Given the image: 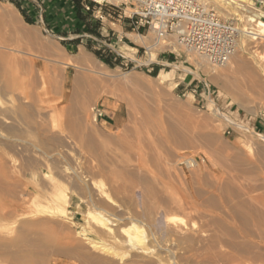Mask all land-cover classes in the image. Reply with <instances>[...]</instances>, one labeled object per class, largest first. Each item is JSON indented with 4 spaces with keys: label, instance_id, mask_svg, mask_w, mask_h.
Returning a JSON list of instances; mask_svg holds the SVG:
<instances>
[{
    "label": "rangeland",
    "instance_id": "1",
    "mask_svg": "<svg viewBox=\"0 0 264 264\" xmlns=\"http://www.w3.org/2000/svg\"><path fill=\"white\" fill-rule=\"evenodd\" d=\"M207 2L222 17L238 20L241 29L250 28L248 25L250 23L247 21L249 15L256 14L255 11L264 12V8L261 9L253 0H250L252 5L248 6L250 9L247 7V11L244 12L225 5L221 0H207ZM19 3L23 8H26L25 2ZM90 5L93 6L92 3ZM4 10H13L21 15L15 5L8 1H0V12ZM38 10L39 15H43V20L31 16L32 24L27 23L22 15L18 16V22L0 15V62L2 63V60L3 63L5 62L4 65L0 63L2 66L0 69V96H3L5 102L12 101L16 106L22 103L27 106L26 111L31 116L34 115V118L36 117L35 119L31 117L28 120L31 124L27 122L30 126H26V129L29 127L27 131L31 132L28 133V138L31 140L34 137L35 126L37 127L41 122L45 121L56 128L57 126L62 127V124L65 127V122L70 119L81 120L79 121L82 124V139H86H83L86 142H83L82 139L79 140L83 143L78 142L79 140L73 142L70 158L79 155L76 156L79 161L76 158L72 160H76L75 163L81 161V164H78L82 170L87 165L83 170V176L89 177L90 175L87 174L89 173L95 178L91 180L96 185H94L95 189L90 186L92 193L107 195L106 197H109L110 201L115 204L111 205L113 209L110 206L112 211L107 208V205L101 203L99 198H95L94 203L97 208L105 210L104 213L106 212L108 217L113 218V221L117 220L116 226L112 227L116 239H111L104 229L89 227L81 213L88 211L90 206L77 196L71 181L61 172L59 173V170L44 167L45 165L40 162L27 163L25 155H17V152L9 146L13 134L6 129V126L0 124V264H26L24 259H32L41 262V264H94V260H97L95 262L97 264L100 262L101 264H166L167 262V264H264L259 257L262 250H260L259 239L249 233L250 231L243 221L240 223L241 218H235L239 217L235 212L237 205L238 207L247 203L255 205L256 202L252 201L250 197L256 193L257 196L260 195V197L256 196L257 199L260 198L259 201L262 202V206L260 204H256V206H261V208L257 207L263 209L264 213V161L259 163L251 160L250 150L246 145L250 140L256 139L254 135L264 136V89H262L264 72L261 71L258 77L259 83L253 82L248 75L240 72H234L225 76L221 81L215 82L212 75L197 69L188 61V52L185 50L179 51L178 57L169 52H152L145 55L144 50L140 47L149 46L150 39H142L137 35L129 36L136 42V46L127 45L126 41L116 44L117 40L113 34L114 32L122 34L124 30H128L125 22L117 23L110 18L96 19L92 13L84 12L86 22H82L76 14L74 17L71 12L66 15L69 21L63 27L59 26L57 21L54 23L47 21L48 12L40 13V8ZM262 20L264 21V18ZM87 26L96 30V33L89 32ZM256 30L259 29L256 28ZM135 36L138 38L134 39ZM77 39L78 43H71ZM240 41H243L245 45L244 54L248 58H253V52L257 56L263 57L264 39L253 40L251 36L246 35L242 36ZM129 47L139 49V53L135 55L136 51ZM82 49L88 60L84 65H63L75 60ZM237 54L239 56V49ZM101 55L102 59L105 56L117 57L122 64L111 68L98 58ZM160 56L174 58L158 65ZM155 62L156 69L154 68ZM98 64L104 65L111 77L102 80L90 70L91 67ZM8 68L10 69L8 70ZM64 69L68 77L65 85L67 92L72 91V80L76 74L83 79L85 84L82 85L83 89L79 88L77 99L75 98L74 101L76 100L75 102L79 104L78 101H82L86 95L89 97L86 108L75 114H72L70 109V106L74 105V101L72 104L71 102L59 103L61 93L58 90L62 88ZM186 69L197 72L200 77L187 73ZM89 72L93 75H89ZM130 75L135 77L136 82L125 81V76L129 77ZM162 76H166L165 83L159 81ZM10 83L12 85L9 86ZM8 86L9 89H7ZM90 88L95 90L93 89L91 92ZM84 91H87L88 94ZM33 96L35 97L32 98ZM36 98L42 102L37 101ZM61 107H67L63 108L65 112ZM94 108L103 113V117L98 118L97 121H93ZM217 111L224 118L218 116ZM47 112L50 115L47 116ZM65 114L70 118L67 119ZM226 118L231 119L235 125L227 122ZM34 122L37 124L33 127ZM259 124L261 126L256 128ZM95 135H97L96 139ZM178 136L181 140L182 138L183 140L187 139L191 144L184 148L182 145L174 143L180 139ZM87 139H95V144H99H96L95 147L102 148L104 153L100 148L98 150L94 148L90 151L91 153L87 152V148H83L84 143L89 142ZM108 141H111V144H108ZM77 143L79 146H83V149L76 145ZM122 144L127 147L122 148ZM101 145L104 146L101 147ZM76 147L81 149H76ZM112 149L118 152H116L117 155L114 154V151L112 152ZM238 151L244 154L243 156L248 162L250 160V162H254L257 171L254 178L248 173L247 177L244 170L241 176L240 172L242 171L233 166V155L239 153ZM88 153L91 157L92 153L95 154L93 159L87 155ZM166 153L170 155L171 161L175 160V162L172 161L175 164L182 156L185 159L194 160L198 166L191 169L184 163L174 170L175 164L172 163L173 166L168 164ZM110 157L111 160H109ZM103 160L108 164V167H110V162L114 164L117 161L115 163L117 165L113 166L117 171H121L126 164L131 171L135 168L133 171L136 174H140L142 170L145 177L142 179L143 174H138L136 180L134 179L137 182H133V184L130 180L122 179L120 176L113 177L114 175L105 169H108L105 167L107 165H102ZM83 162L84 164L89 162L93 164L83 166ZM75 163H70L67 167H75L78 170ZM128 164L130 165L128 166ZM101 166L105 171L101 170ZM32 169H35L36 172ZM93 170L100 173L101 177L95 176L99 174ZM156 171L158 172L157 179L160 182L159 188L161 187L162 193L166 192L161 193L164 202L169 194L173 200L189 202L188 184L191 181L194 190L200 194L198 202L205 204V201L207 202L205 205H207L208 198L218 194L219 208L215 212H211L208 208L209 204L206 206L207 209L204 208L205 205H202L204 207L200 208L201 212L191 213L189 211H167L169 208L164 202L156 205V193L153 194L156 192ZM102 172H107V174ZM146 173L148 176L145 175ZM104 175L106 176L104 177ZM140 176L141 181L137 179ZM243 176L245 177L243 178ZM115 181L117 186L113 184ZM118 182L123 183L124 186ZM114 185L119 189L123 187L122 190L126 192L123 194L124 191L120 189L122 193L118 191L119 194L116 193ZM128 185H133L139 190L133 189L132 192L133 186ZM91 188L96 192H93ZM145 188L149 193L145 192ZM218 188L222 192L219 193ZM129 190L130 192H128ZM143 190L145 191L143 192ZM59 191H68L67 194L70 197V205L67 207L68 212L65 217L45 212L48 210L46 207L49 206V195ZM253 191L256 193L254 194ZM239 196H241L240 199ZM143 199H148L149 202L143 201ZM38 200L41 202L40 204ZM40 211H44L43 214ZM167 217L174 219L169 224L171 228L175 225L174 228L184 227L187 230H195L194 232L205 230L207 236L203 235V241L197 244L198 247L195 245V248L186 249L185 252V248L183 250L172 245V242L166 238L165 231L161 229L162 226H165ZM156 218L158 219L157 227ZM134 224L140 228L138 234L143 243L142 250L144 249L140 252L138 249L132 250L125 243L127 232L132 230L130 227ZM216 234L222 237L221 243L211 250L207 249L206 238L211 239ZM204 241L206 243H202ZM233 241H236L235 244L238 247L231 246L230 242ZM91 243L99 245L100 248L97 250L91 248ZM201 244L205 246L203 245V247ZM172 247H177L179 250L172 249ZM249 248L252 250L251 253ZM16 253L20 255V258L14 257Z\"/></svg>",
    "mask_w": 264,
    "mask_h": 264
},
{
    "label": "bare ground",
    "instance_id": "2",
    "mask_svg": "<svg viewBox=\"0 0 264 264\" xmlns=\"http://www.w3.org/2000/svg\"><path fill=\"white\" fill-rule=\"evenodd\" d=\"M201 1H203V2H207V0H201ZM221 2H223L225 5H227V6H231L233 9L235 8L236 10H241V11H247V9L249 8L248 6H252L251 4H250V0H221ZM220 3V2H219ZM248 7V8H247ZM250 9V8H249ZM240 11V12H241ZM225 12V11H224ZM253 12V11H252ZM255 12H257L256 14H254V15H249L248 17H247V21H248V23H250V24H248L249 25V29H244V28H242L243 30L241 31V32H245L246 33V35H248V37L249 36H251L252 38H253V40H259V39H264V21L262 20V18H264V12H262V11H255ZM17 13V14H16ZM241 14H242V12H241ZM0 15L3 17V18H8L9 20H13V21H17L18 22V16H21L18 12H15V11H7V10H4V11H2V12H0ZM248 15V14H247ZM104 19L106 20V18L104 17ZM245 26H246V24H245ZM244 27V26H243ZM256 28H258L259 30H256L255 31V29ZM129 36H133V35H129ZM138 36V35H137ZM137 36H135L134 37V39L137 37ZM140 37V36H139ZM138 38V37H137ZM141 38V37H140ZM3 46V45H2ZM5 47V46H4ZM179 47L180 46H176V48L175 49H179ZM182 49H184V48H182ZM238 49H239V51H240V54H239V56H237L238 54H237V52H238ZM3 50H5V49H3ZM135 50V49H134ZM244 50H245V45H244V43H243V41H239V43H238V45H237V48H236V51H235V53H234V55L229 59V61L226 63V64H224L223 66H216V65H213L212 64V62L210 61V59H208L207 57H204V56H202V55H199V54H197V53H195V52H191V51H189V50H187V52H188V54H187V58H188V61L191 63V64H193V65H195L196 67H197V69H201V70H203L204 72H206L207 74H210V75H212V79L215 81V82H219V81H221L225 76H227V75H230V74H232V73H234V72H240V73H242V74H246V75H248V77H250L251 79H252V81L253 82H255V83H259L260 82V80H258V77L260 76V73H261V71H263L264 72V55H263V57H261V56H257L254 52H253V58H251V57H247L245 54H244ZM5 52V51H4ZM2 53V52H1ZM9 56V55H8ZM7 56V57H8ZM237 56V57H236ZM4 57V56H3ZM236 57V58H235ZM233 58H235V60L233 61ZM8 60V59H7ZM254 60V61H253ZM9 61V60H8ZM88 60L86 59V54H85V52H84V50L82 49L81 50V53L76 57V59L75 60H72V61H70L68 64H63L62 62V64L63 65H65V66H68V65H71V64H74V65H77V66H80V65H84L86 62H87ZM67 62V61H66ZM65 62V63H66ZM1 63V62H0ZM2 63H3V60H2ZM1 63V64H2ZM5 63V62H4ZM4 63H3V65H4ZM6 63H8V62H6ZM63 65H62V67H63ZM64 66V67H65ZM212 66V67H211ZM1 67L2 66H0V69H1ZM80 68V67H79ZM10 68H8V70H9ZM63 69V68H62ZM83 69V68H82ZM4 70V69H3ZM90 70L92 71V72H94L95 74H97L100 78H102V80H103V78H108V77H111L109 74H108V72H107V69H105L104 68V65H102V64H98V65H94L93 67H91L90 68ZM5 71V70H4ZM64 71H65V69H64ZM89 71V70H88ZM87 71V72H88ZM0 72H1V70H0ZM186 72L187 73H192V74H194L196 77H200V75L197 73V72H195V71H192L191 69H186ZM8 73V72H7ZM81 73V72H80ZM90 74L89 75H91V72H89ZM5 74V73H4ZM169 74V73H168ZM63 75V84L61 85V90H58L60 93V95H61V98H60V102L59 103H64V102H68V103H70L71 102V104L73 103V101H74V99L76 98V95L78 94L77 92H78V90H79V88L80 87H82V85H85L84 84V81H83V79L82 78H80L79 77V75L78 74H76L75 76H74V78H73V80H72V91L71 92H67V90H66V87H65V85H66V81H67V79H68V77H67V73H66V71L62 74ZM83 75H85V74H83ZM93 75V74H92ZM91 75V76H92ZM1 76V75H0ZM4 76V75H3ZM12 76V75H11ZM131 76V75H130ZM128 77V76H125V81L126 82H136V79H135V77H133V76H131V77ZM86 77V76H85ZM89 78V77H88ZM95 79H96V77H94ZM14 79V78H13ZM92 79H93V77H92ZM94 79V80H95ZM4 80H6V79H4ZM91 80V79H90ZM97 80V79H96ZM263 80V79H262ZM8 81V80H7ZM159 81L161 82V83H165L166 82V76H162L160 79H159ZM98 82H100L99 80H98ZM264 82V81H263ZM17 84V83H16ZM101 84V83H100ZM9 86L10 85H12L11 83L10 84H8ZM14 85V84H13ZM87 85V84H86ZM3 86V85H2ZM9 86H8V88L7 89H9ZM7 87V86H6ZM5 87V88H6ZM21 87V86H20ZM86 87H89V86H86ZM96 87H98V86H96ZM18 88V87H17ZM11 89H12V87H11ZM82 89H83V87H82ZM91 89V92L93 91V89L94 88H90ZM99 89H100V86H99ZM262 89H264V85H263V87H262ZM4 90V89H3ZM22 90V89H21ZM20 90V91H21ZM95 90V89H94ZM5 91V90H4ZM31 91V90H30ZM58 91H57V94H58ZM87 91H89V90H87ZM87 91L85 92V93H87ZM99 91V90H98ZM17 92V91H16ZM29 92V91H28ZM35 92V91H34ZM95 92V91H94ZM96 93V92H95ZM94 93V94H95ZM19 94V93H18ZM31 94V93H30ZM29 94V96L31 97V95ZM34 94H37V93H34ZM33 94V95H34ZM88 94V93H87ZM21 95V94H20ZM24 95H25V93H24ZM39 95V94H38ZM56 95V94H55ZM60 95H58L59 97H60ZM93 95V94H92ZM90 96V95H89ZM3 97V96H2ZM1 96H0V124L1 125H3V126H6V129L9 131V132H11V134H13V137H12V140L10 141V143H9V146H10V148L13 150V151H15V152H17V155L18 154H21V155H25V159L27 160V163H30V164H32V163H38V162H40V163H42L43 165H45L44 167H50V168H52V169H56L57 171L59 170V173L61 172L65 177H67V179H69L70 181H71V183L73 184V187L75 188V192H76V194H77V196L81 199V200H83L84 202H86L87 203V205L88 206H90V209L88 210V211H86V212H84V213H81V216H83L84 218H85V221L89 224V227L90 226H92V229L94 228L95 229V227H97V228H101V229H104V230H106V233H107V235L112 239V238H114V239H116V237H115V233H114V229L112 228L113 226H116V221L117 220H115L114 219V221H113V218H110V217H108L105 213H104V211L102 210V209H99V207L97 208L95 205H94V203H95V198H99V199H101V203H103L104 205H107V208L109 209L110 208V206L111 205H115L114 203H112L111 201H110V198L109 197H106V196H104V195H102V193H101V195H99L98 193H92V190H90V186L91 187H95L96 185L94 184V182L92 183L91 182V180H94L95 178L93 177V176H91L92 174H89V173H87L88 175H90L89 177L91 178H89V177H84L83 176V170L87 167V165L86 164H93L92 162H89V163H86V164H84V162H83V166H85L86 165V167L84 168L83 167V170L81 169L82 167H80L79 166V164H81L80 162H76L75 163V161L74 160H72V159H74V158H78V157H76V156H79V155H76V156H74V158H70V150H71V147H72V143L73 142H75L76 140H81L82 139V133H81V131H82V129H81V125L82 124H80V119H78L77 120V118L75 119L74 117V119H70L68 122H65L66 123V126L65 127H63V124H62V127H54V126H52V125H50V124H48V123H45V121H44V123H39L40 125H37V127L35 126V131L33 132L34 133V137H33V139L31 140V139H29L28 137V133L30 132V130L29 131H27L28 130V128L29 127H27V129H26V126H28L29 124H31L28 120H30V118L32 117V118H34V115L33 116H31L26 110V108H27V106H24L22 103L21 104H17V106L14 104V102H5V100H3V98H2ZM35 96H33L32 98H34ZM57 97V96H56ZM6 98V97H5ZM38 98V97H37ZM37 98H36V100H37ZM39 99H40V97H39ZM38 99V100H39ZM77 99V98H76ZM82 99V98H81ZM35 100V101H36ZM37 100V101H38ZM79 100V99H78ZM77 100V101H78ZM18 101V103H19V101H20V99L19 100H17ZM39 101H41L42 102V100H39ZM54 101V100H53ZM76 101V100H75ZM74 101V102H75ZM31 102H33V101H31ZM54 102H56L57 103V101H54ZM79 102V104H77L76 102L75 103H73L74 105H72V106H70V109H71V112H72V114H75V113H77L78 111H80L81 109H84V108H86V106L88 105V103H89V97L86 95V98H84L82 101L80 100V101H78ZM35 103V102H34ZM45 103V102H44ZM58 103V104H59ZM48 104V103H47ZM45 105H46V103H45ZM60 105V104H59ZM66 105V104H65ZM68 105V104H67ZM70 105V104H69ZM30 106V105H29ZM54 106V105H53ZM42 107V106H41ZM57 107V106H56ZM60 107V106H59ZM62 108V110H63V108H67V107H61ZM61 111V110H60ZM64 112H65V109L63 110ZM30 112V111H29ZM33 112V111H32ZM42 112V111H41ZM40 112V113H41ZM64 112H61L62 114L64 113ZM218 112V111H217ZM45 113V112H44ZM42 114V113H41ZM46 114V113H45ZM71 114V113H70ZM71 114V115H72ZM36 115H38V114H36ZM48 115H50V114H48V112H47V116ZM46 116V117H47ZM65 116H67V119H69L70 118V116H68V115H66L65 114ZM218 116H220V117H223L224 118V116L221 114V113H219L218 112ZM69 117V118H68ZM93 117V116H92ZM36 118V117H35ZM34 118V119H35ZM63 118H66V117H64L63 116ZM38 119V118H37ZM48 119V118H47ZM50 119V118H49ZM48 119V120H49ZM42 120V119H41ZM45 120H46V118H45ZM80 120V121H79ZM89 120V119H88ZM226 120H227V122H229L230 124H232V125H235V123L231 120V119H229V118H226ZM34 121V120H33ZM61 121V120H60ZM65 121V120H64ZM93 121H94V119H93ZM29 124H28V123ZM36 122V121H35ZM34 122V124L32 125L33 127H34V125H36L37 123H35ZM38 122V121H37ZM40 122V121H39ZM49 122V121H48ZM62 122V121H61ZM60 122V123H61ZM89 122V121H88ZM53 123V122H52ZM90 123V122H89ZM57 124V123H56ZM88 124V123H87ZM54 125V124H53ZM59 125V124H58ZM65 125V124H64ZM30 126V125H29ZM31 126V127H32ZM61 126V125H60ZM32 127V128H33ZM32 128H31V130H32ZM83 129H85V128H83ZM34 130V129H33ZM85 131V130H84ZM88 131V130H87ZM90 131V130H89ZM92 131V130H91ZM90 131V132H91ZM31 133V132H30ZM85 133H86V131H85ZM85 133H83V134H85ZM89 133V132H88ZM91 134V133H90ZM90 134H87V135H89L90 136ZM177 134V133H176ZM86 135V136H87ZM178 135H180V134H178ZM255 137H256V139H253V140H250V142L249 143H246V145L248 146V148H249V152H250V154H249V156H251V160H253L254 162H262V161H264V136L263 135H254ZM84 137H85V135H84ZM96 137H97V135H95V139H96ZM179 138H180V136H178ZM182 137V136H181ZM187 137L185 136V139H186ZM84 139V138H83ZM83 139H82V141H83ZM94 139V140H95ZM98 139V138H97ZM251 139H252V137H251ZM78 141V142H82V141ZM84 140H86V139H84ZM87 140H89V142L88 143H84V149H85V147L87 148V152L89 151H92L94 148L95 149H97V147H95L96 146V144H98V143H96L95 144V142H94V140H91V139H87ZM99 140V139H98ZM176 140V139H175ZM103 141H105V140H103ZM103 141H101V142H103ZM172 141V140H171ZM177 141V140H176ZM83 142H86V141H83ZM82 142V143H83ZM100 142V141H99ZM100 142V143H101ZM111 141H108V144H111L110 143ZM172 143V142H171ZM174 143H178V144H180V145H182V147H186V145H188L189 144V142L187 141V139L186 140H183V138H182V140H181V138L178 140V142H174ZM8 144V143H7ZM108 144H107V146H108ZM191 144V143H190ZM189 144V145H190ZM76 145H78V143L76 144ZM99 145V144H98ZM113 145V144H112ZM174 145V144H173ZM79 146V145H78ZM104 146V145H103ZM102 145H101V147H103ZM122 146V148L125 146V147H127V145H124L123 146V144L121 145ZM177 146V145H176ZM79 147H81V145L79 146ZM79 147H76V149L77 148H79ZM81 147V148H82ZM124 147V148H125ZM174 147H175V145H174ZM178 147V146H177ZM184 147V148H185ZM81 148H79V149H81ZM82 148V149H83ZM100 148V147H99ZM98 148V149H99ZM97 149V150H98ZM101 149V151H102V148H100ZM105 149V148H104ZM103 149V150H104ZM110 149H111V146H110ZM119 150H120V148H118ZM115 150H117V149H115ZM118 150V151H119ZM129 150V149H128ZM174 150H175V148H174ZM80 151H82V150H80ZM105 151V150H104ZM114 150L112 149V152H113ZM123 151V150H122ZM121 151V152H122ZM125 151V150H124ZM127 151V150H126ZM130 151H131V149H130ZM82 152H85V151H82ZM82 152H80L81 153V155H83L82 154ZM87 152H85V153H87ZM94 152L95 153H97L96 152V150H94ZM103 152V151H102ZM115 152V151H114ZM117 152V151H116ZM116 152L114 153V154H116ZM129 152V151H128ZM127 152V153H128ZM175 152V151H174ZM239 153H236L235 155H233L234 156V158H233V166L235 167V169H239V171L241 170L242 172H240L239 174L242 176L243 174V170L245 171V173H246V176H247V173H248V175L249 174H251L252 175V177L254 178L255 177V175H256V170H255V164H254V162L252 161V162H248L245 158H244V154H241V152L240 151H238ZM91 153V152H90ZM104 153V152H103ZM118 153V152H117ZM130 153V152H129ZM76 154V153H75ZM98 154V153H97ZM108 154H110V153H108ZM121 154V153H120ZM126 154V153H125ZM132 154V153H131ZM174 154V153H173ZM234 154V153H233ZM88 156H90V154L88 153L87 154ZM92 155V157H91V159H93V156L95 155H93V153L91 154ZM117 155V154H116ZM73 156V155H72ZM104 156H106V155H104ZM119 156V155H118ZM120 156H124V155H120ZM131 156V155H130ZM166 156H167V159L166 160H169L168 161V164H171L172 166H173V164H175V163H173L172 161H174L175 162V160H172L171 161V158H170V155L168 154V153H166ZM247 156V155H246ZM21 157V156H20ZM23 157V156H22ZM176 156L174 155V158H175ZM248 157V156H247ZM97 158V157H96ZM115 157L113 156V159H114ZM153 158V157H152ZM170 158V159H169ZM230 158V157H229ZM232 158V157H231ZM230 158V159H231ZM250 158V157H249ZM80 160L82 159V158H79ZM90 159V160H91ZM98 159V158H97ZM108 159V158H107ZM120 159V158H119ZM122 159V158H121ZM120 159V160H121ZM227 159V158H226ZM225 159V160H226ZM78 160V159H77ZM84 160V159H83ZM89 160V159H88ZM109 160H111V157L109 158ZM125 160V159H124ZM129 160H131L130 158H129ZM177 160H178V158H177ZM79 161V160H78ZM117 162V161H116ZM115 162V163H116ZM225 162V161H224ZM228 162V161H227ZM232 162V161H231ZM70 163L71 164H76V166L78 167V170L77 169H75V167H67L68 165H70ZM79 163V164H78ZM102 163V165L103 164H106L105 162H104V160H103V162H101ZM101 163H100V165H101ZM111 164H110V167H108V164H106L107 166H105V167H108V169L107 168H105L106 170H108L111 174H113L114 176L113 177H117V176H120V177H122V179H128V181L130 180L131 182H132V184H133V182L134 183H136L135 181H134V179L136 180V176L139 174H136V172H134L135 171V168H133L134 169V171H133V169H132V171L131 170H129L128 168H127V164L125 165V166H123V168H122V170L121 171H117L116 169H114V164L112 163V162H110ZM122 163V162H121ZM173 163V164H172ZM176 163L177 164H175V167H173L174 168V170H176L177 169V167L179 166V165H182V164H187V166L188 167H190L191 169L192 168H197V163L194 161V160H191V159H185V158H183L182 156L179 158V160H178V162L176 161ZM119 164V163H118ZM40 165V164H39ZM99 165V164H98ZM97 165V166H98ZM115 165H117V164H115ZM130 164H128V166H129ZM96 166V167H97ZM228 166V165H227ZM30 167H31V165H30ZM89 167V166H88ZM131 167V166H130ZM232 168V167H231ZM99 169V168H98ZM32 170H35V169H32ZM79 170H81V171H79ZM101 170H104L103 169V166H101ZM137 170L138 171H140L138 168H137ZM179 170V169H178ZM199 170V169H198ZM233 170V169H232ZM95 170H93V172H94ZM105 171V170H104ZM107 171V172H108ZM196 171H197V169H196ZM235 171H237V170H235ZM238 171V172H239ZM34 172V171H33ZM35 172H36V170H35ZM100 172V171H99ZM107 172L105 173H103V174H107ZM237 172V173H238ZM92 173V172H91ZM95 173H97V171H95ZM110 173H109V175H110ZM144 172H142V170H141V175L143 174ZM85 174V173H84ZM86 174V175H87ZM97 174H99V175H95V176H98V177H101V174L100 173H97ZM103 174H102V176H103ZM139 174V175H140ZM152 174V173H151ZM157 174H158V172L156 171V192H154L153 194L155 195V193H156V205L158 204V203H160V202H164L162 199H164L163 198V196H162V194L165 192H163L162 193V191L160 190L161 189V187L159 188V184H160V182L158 181V179H157ZM109 175H107V176H109ZM115 175H117V176H115ZM145 175H147V173L145 174ZM239 175V176H240ZM106 175H104V177H105ZM148 176V175H147ZM146 176V177H147ZM139 177V176H138ZM137 177V179H140V181H141V176H140V178H138ZM144 174H143V178L142 179H144ZM151 177V176H150ZM149 177V178H150ZM245 176H243V178H244ZM248 177V176H247ZM87 178V179H86ZM89 178V179H88ZM92 178H94V179H92ZM107 179V178H106ZM150 179H153V178H150ZM133 180V181H132ZM64 181V180H63ZM153 181V180H152ZM110 182H112L111 180H110ZM114 182V181H113ZM130 182V183H131ZM143 182V181H142ZM117 182L115 181V183H113V184H116ZM119 183V182H118ZM125 183V182H124ZM138 183H139V181H138ZM153 183V182H152ZM155 183H153V184H155ZM188 183V182H187ZM120 184V183H119ZM122 184V185H121ZM120 185L121 186H124L123 185V183H121ZM142 184H145V183H142ZM95 185V186H94ZM118 184H116V186H117ZM126 185V184H125ZM138 185V184H137ZM136 185V186H137ZM146 185V184H145ZM149 185V184H148ZM151 185V184H150ZM115 186V185H114ZM116 186L114 187V189L116 188ZM128 186H131V185H128ZM133 186V185H132ZM131 186V187H132ZM142 186H144V185H142ZM46 187V186H45ZM140 187V186H139ZM214 187H215V185H214ZM93 188H91V189H93ZM96 188V187H95ZM94 188V189H95ZM124 188H126V187H124ZM141 188V187H140ZM143 188V187H142ZM147 188V187H146ZM145 188V190H143V192L145 191V192H147V189ZM251 188V187H250ZM255 188V187H254ZM254 188H252L253 190H254ZM94 189H93V192H96V191H94ZM121 190L123 189V187H121L120 188ZM119 189V187H117L116 188V193H122V191H124V190H120ZM132 190V192H133V189H137L136 187L134 188V186H133V188H131ZM144 189V188H143ZM152 190H153V188H151ZM177 189V188H176ZM175 189V190H176ZM195 189H198V188H195ZM203 189V188H202ZM201 189V190H202ZM251 189V190H252ZM137 190H139V189H137ZM188 190H189V194H190V201L189 202H182L181 200V202L178 200V201H176L177 199H175V200H173V198H171L170 197V194H169V196L165 199V202H164V204L166 203L167 205H168V210L167 211H183V212H186V211H189V212H201V211H199L200 210V208L201 207H204V206H202V205H205L207 202H205L204 201V203L205 204H202V203H200V202H198V199H200V194L199 193H197L195 190H194V188H193V185H191V181H190V184H188ZM218 192L220 193V192H222V191H220V189L218 188ZM222 190V189H221ZM249 190V189H248ZM41 191V190H40ZM72 191V190H71ZM118 191V192H117ZM149 191V190H148ZM151 191V190H150ZM250 191V190H249ZM248 191V192H249ZM68 192V191H67ZM67 192H65V191H59V192H55V193H51L50 195H49V197H48V202H49V206L48 207H46V209L48 208V210L47 211H45V212H48V213H50L51 215H54V216H58V217H65L66 215H67V212H68V210H67V207L70 205V197H69V195L67 194ZM74 192V193H75ZM85 192V193H84ZM126 191H124L123 192V194L125 193ZM128 192H130V190L128 191ZM131 192V193H132ZM136 192V191H135ZM202 192V191H201ZM204 192V191H203ZM252 192V191H251ZM254 192V191H253ZM70 193V192H69ZM100 193V192H99ZM118 193V194H119ZM147 193H149V192H147ZM151 193V192H150ZM162 193V194H161ZM166 193V192H165ZM243 193V192H242ZM256 193V191L254 192V194ZM39 194V193H38ZM40 194H42V193H40ZM130 194V193H129ZM136 194V193H135ZM142 195H143V193H141ZM152 194V196L154 197V195ZM252 194V193H251ZM257 194V193H256ZM254 195L253 196V194H252V197H250L251 198V200L252 201H255L256 203H255V205H252V204H242L241 206H239L238 207V205H237V209L235 210V212L238 214L237 216H239V217H235V218H241V221H240V223L243 221L244 223H245V226L248 228V230L250 231L249 233L250 234H252L253 236H255L257 239H259V242H260V244H261V246H260V250H261V253L259 254V257H260V260H261V262H264V213L262 212L263 211V209L261 210V209H259L257 206H259V205H257L256 206V204H260L261 206H262V202L261 201H259L260 200V198H258L257 199V197H260V195ZM44 195V194H43ZM126 195V194H125ZM145 195V194H144ZM147 195H149V194H147ZM244 195V194H243ZM242 195V196H243ZM37 196V195H36ZM41 196V195H40ZM135 196H139V195H135ZM150 196V195H149ZM167 196V195H166ZM202 196V195H201ZM214 196H216V197H214ZM214 196H212V197H210V198H208V204H209V209H210V211L211 212H215L216 211V209L217 208H219V206L218 205H220V204H218L219 202V200H218V194L217 195H215L214 194ZM257 196V197H256ZM43 197H45V196H43ZM140 197V196H139ZM240 197L241 196H239V199H240ZM255 197V198H254ZM36 198V197H35ZM38 198V197H37ZM36 198V199H37ZM104 198V200H102ZM146 198V197H145ZM217 198V199H216ZM245 198V197H244ZM36 199H35V201H34V203L36 202ZM43 199V198H42ZM46 199H47V196H46ZM130 199V198H129ZM128 199V200H129ZM222 199V198H221ZM261 199L263 200V198H262V196H261ZM131 201H132V199H130ZM146 200V199H145ZM144 199H143V201H145ZM201 200H202V198H201ZM206 200V199H205ZM258 200V201H257ZM39 201V200H38ZM37 201V202H38ZM142 201V202H143ZM148 201V199L146 200V202ZM221 201V200H220ZM250 201V200H249ZM264 201V200H263ZM149 202V201H148ZM41 202L39 201V204H40ZM108 203H109V205H108ZM145 203V202H144ZM240 203V202H239ZM251 203V202H250ZM39 204H38V207H39ZM44 204H45V202H44ZM208 204L207 205H205V207L204 208H206L207 209V207L206 206H208ZM45 205H47V204H45ZM102 205V204H101ZM103 206V205H102ZM109 206V207H108ZM254 206H256V207H254ZM261 206H259L260 208H261ZM37 207V206H36ZM112 207V209H113V206H111ZM149 207V206H148ZM263 207H264V205H263ZM40 208V207H39ZM42 209H43V207H41ZM221 208H222V206H221ZM111 209V208H110ZM111 209V210H112ZM149 209H150V207H149ZM152 209V208H151ZM205 209V210H206ZM41 210V209H40ZM148 210V209H147ZM233 210V209H232ZM231 210V211H232ZM261 210V211H260ZM113 211V210H112ZM119 211V210H118ZM39 212V211H38ZM42 214H43V212L42 211H40ZM149 212H150V210H149ZM146 213H147V211H146ZM151 213V212H150ZM197 214V213H196ZM46 215V214H45ZM192 215V214H191ZM236 215V214H235ZM204 216V215H203ZM119 218V217H118ZM171 220H174L173 219V217H167L166 219H165V226L163 227H161V229L162 230H164L165 231V236H166V238L168 239V241H171L172 242V245H175V246H177V247H179V248H181V249H183V248H185V252H186V249L187 250H191V249H193V248H195V245L197 246V244L200 242L201 243V241H203L202 239H203V235H206V231L205 230H203V232H201V231H198V232H194V231H191V230H187V229H185L184 227H179V228H174V226H173V228H171L170 226H169V224H170V222H171ZM157 222H158V219L156 218V227H157ZM219 222V224H220V221H218ZM173 223V222H172ZM242 225V224H241ZM243 227H244V224H243ZM130 228H132V230L131 231H128L127 232V234H128V236H127V239H125V243L129 246V247H131V249L132 250H136V249H138L139 250V252L140 251H143L142 250V240H141V236L138 234V231L140 230V228L136 225V224H134V225H132ZM157 229V228H156ZM158 230V229H157ZM157 230H156V241L158 240V237H157ZM204 231H205V234H203L204 233ZM218 232V231H217ZM245 232V231H244ZM207 236V235H206ZM167 239H166V241H167ZM207 239V243L204 241V242H202V243H206L207 244V249H213V248H215L217 245H219L220 243H221V241H222V237L220 236V235H218V234H216V235H214V237L213 238H206ZM118 241V240H117ZM234 242V241H233ZM233 242H230L231 243V246H233V247H238L237 246V244H235V242L233 243ZM174 243V244H173ZM89 244V243H88ZM164 244V243H163ZM200 245V244H199ZM202 246L204 245V244H201ZM242 245V244H241ZM249 245V244H248ZM1 246V245H0ZM205 246V245H204ZM203 246V247H204ZM160 247H161V245H160ZM177 247H172V249L173 248H177ZM198 247V246H197ZM241 247V246H240ZM6 248H8V247H6ZM91 248H93V249H95V250H97V249H99L100 247H99V245H96L95 243H91ZM105 248V247H104ZM106 249V248H105ZM166 249V248H165ZM172 249L170 250L171 252H172ZM178 249V248H177ZM242 249H243V247H242ZM242 249H240V250H242ZM247 249H248V247H247ZM179 250V249H178ZM182 250V251H183ZM245 250H246V248H245ZM249 250H250V248H249ZM175 251V250H174ZM173 251V252H174ZM183 251V252H184ZM251 251L252 250H250V253H251ZM164 252V251H163ZM166 252V251H165ZM191 252V251H190ZM159 253V252H158ZM157 253V254H158ZM161 253V252H160ZM159 253V254H160ZM167 253V252H166ZM178 253V252H177ZM253 253V252H252ZM8 254H10V253H8ZM168 255V254H167ZM158 256V255H157ZM160 256H163V255H160ZM160 256H159V258H160ZM174 256H175V254H174ZM185 256V255H184ZM183 256V257H184ZM255 256V255H254ZM14 257H19L20 258V255L18 254V253H16L15 255H14ZM182 257V256H181ZM180 257V258H181ZM164 258V257H163ZM176 258V257H175ZM185 258V257H184ZM177 259H178V257H177ZM184 260V259H183ZM256 260V259H255ZM24 261L26 262V264H41V262H38V261H35V260H32V259H24ZM97 261V260H96ZM95 260H94V264H97V263H95L96 262ZM167 261V260H166ZM173 261V260H172ZM176 261H179V260H176ZM252 261V260H251ZM158 262H160V261H158ZM161 263V262H160ZM165 263V262H164ZM168 263V262H167ZM166 263V264H167ZM100 264H101V262H100ZM180 264V263H179Z\"/></svg>",
    "mask_w": 264,
    "mask_h": 264
},
{
    "label": "built area",
    "instance_id": "3",
    "mask_svg": "<svg viewBox=\"0 0 264 264\" xmlns=\"http://www.w3.org/2000/svg\"><path fill=\"white\" fill-rule=\"evenodd\" d=\"M253 1L264 8V0ZM82 10L96 19L105 16L125 22L142 39H150V45L143 48L145 55L169 52L178 57L179 51L189 50L207 57L213 65L223 66L234 55L241 37L246 36L238 20L222 17L201 0H82ZM113 35L117 43L123 42L120 33ZM135 51L137 55L139 49ZM93 111L94 121L103 117L99 109Z\"/></svg>",
    "mask_w": 264,
    "mask_h": 264
},
{
    "label": "crops",
    "instance_id": "4",
    "mask_svg": "<svg viewBox=\"0 0 264 264\" xmlns=\"http://www.w3.org/2000/svg\"><path fill=\"white\" fill-rule=\"evenodd\" d=\"M19 2H25L26 3V11L28 13V15L33 18H41L43 17V15H39V10L38 8H40V13L41 12H48L47 14V21H52L53 23L55 21L58 22L59 26H66L67 22L69 21L67 18V14L73 12V16L75 17L76 14V9L74 8V5L72 4V2L70 0H18ZM47 8L46 10H44V8ZM43 20V19H42ZM78 21V20H77ZM128 30H124L123 33L121 34V36L124 38L123 41H126L127 45L128 44H133L134 46H136V42H134L129 35H137L136 32H133L127 25H125ZM96 33V32H94ZM116 38V37H115ZM119 44V43H116ZM141 49H143L144 47H140ZM102 56V55H101ZM108 56L103 57V59H107ZM174 57L172 56H160L158 57V65H161V63L163 62H169L171 59H173ZM113 61H116L115 58H110ZM122 64V62L120 63ZM154 68L156 69V62L154 63ZM259 126H261L260 124L258 126H256V128H258Z\"/></svg>",
    "mask_w": 264,
    "mask_h": 264
},
{
    "label": "trees",
    "instance_id": "5",
    "mask_svg": "<svg viewBox=\"0 0 264 264\" xmlns=\"http://www.w3.org/2000/svg\"><path fill=\"white\" fill-rule=\"evenodd\" d=\"M0 1H8L9 3L15 5L16 8L20 11L21 15L27 21V23L32 24V19L28 15L27 11L20 5L18 0H0ZM70 1L72 2V4L74 5V8L76 9V15L78 19L82 22H86V18L82 10V0H70ZM87 30L91 33L96 32V30H93V28L90 29L88 26H87ZM78 41H79L78 39L73 40L71 41V43H78ZM98 58L104 61L105 64L110 66L111 68H114L121 63L118 59H116V61H113L112 59H110V57H108L107 59H102V56H98Z\"/></svg>",
    "mask_w": 264,
    "mask_h": 264
}]
</instances>
